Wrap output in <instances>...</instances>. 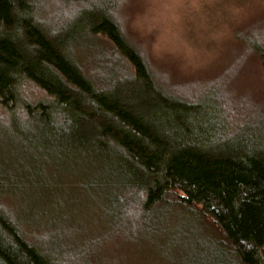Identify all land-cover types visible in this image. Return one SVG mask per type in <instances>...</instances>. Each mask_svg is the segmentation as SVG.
Listing matches in <instances>:
<instances>
[{
	"label": "trees",
	"instance_id": "1",
	"mask_svg": "<svg viewBox=\"0 0 264 264\" xmlns=\"http://www.w3.org/2000/svg\"><path fill=\"white\" fill-rule=\"evenodd\" d=\"M54 1L0 0V264H128L174 219L188 264H264L261 130L163 87L119 1Z\"/></svg>",
	"mask_w": 264,
	"mask_h": 264
},
{
	"label": "rangeland",
	"instance_id": "2",
	"mask_svg": "<svg viewBox=\"0 0 264 264\" xmlns=\"http://www.w3.org/2000/svg\"><path fill=\"white\" fill-rule=\"evenodd\" d=\"M116 1L117 22L124 25L128 39L163 87L196 102L214 90L224 130L251 123L264 139L263 72L257 54L241 36L264 31V0ZM66 10L71 13L70 6ZM120 67L126 72L124 63ZM32 88V96L41 95ZM194 211L201 214L200 206ZM176 213L181 215L176 211L172 217ZM204 219L209 230L216 229L209 218ZM173 221L170 225L169 216L170 236L163 247L160 237L140 231L137 241L125 247L132 248L128 264H188V243L175 245L185 240L178 235H187V231L179 221Z\"/></svg>",
	"mask_w": 264,
	"mask_h": 264
}]
</instances>
